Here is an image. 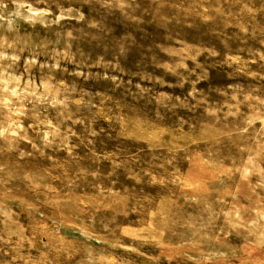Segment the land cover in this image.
<instances>
[{"label": "rangeland", "instance_id": "obj_1", "mask_svg": "<svg viewBox=\"0 0 264 264\" xmlns=\"http://www.w3.org/2000/svg\"><path fill=\"white\" fill-rule=\"evenodd\" d=\"M0 264H264V0H0Z\"/></svg>", "mask_w": 264, "mask_h": 264}]
</instances>
